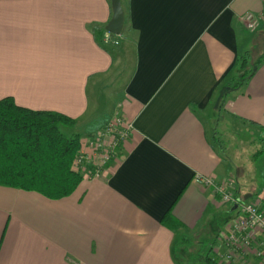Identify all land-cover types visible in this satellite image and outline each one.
I'll return each instance as SVG.
<instances>
[{
  "label": "crops",
  "instance_id": "obj_1",
  "mask_svg": "<svg viewBox=\"0 0 264 264\" xmlns=\"http://www.w3.org/2000/svg\"><path fill=\"white\" fill-rule=\"evenodd\" d=\"M121 4L114 45L97 34L111 0H0V98L75 119L65 134L80 141L117 112L131 124L103 174L81 178L66 197L0 185V264H179L193 241L207 264L236 213L195 173L232 180L241 199L264 209V163L257 191L238 180L264 155V53L244 84L225 90L218 114L203 115L245 48L264 44V20L252 32L241 21L264 14V0ZM126 65L122 89L108 96L111 75ZM222 123L236 131L239 152L220 151ZM167 213L177 227L163 222Z\"/></svg>",
  "mask_w": 264,
  "mask_h": 264
},
{
  "label": "trees",
  "instance_id": "obj_2",
  "mask_svg": "<svg viewBox=\"0 0 264 264\" xmlns=\"http://www.w3.org/2000/svg\"><path fill=\"white\" fill-rule=\"evenodd\" d=\"M97 34L98 38L115 37L105 28ZM249 55L246 51L238 57L231 89L244 84L252 75L253 68L247 67ZM262 58L261 55L255 64ZM74 124L75 119L59 112L22 107L10 96L0 98V185L35 191L50 199L73 193L82 178L72 169L80 136L66 135L61 127ZM163 222L178 225L169 213ZM205 254L207 264H215L209 252Z\"/></svg>",
  "mask_w": 264,
  "mask_h": 264
},
{
  "label": "built area",
  "instance_id": "obj_3",
  "mask_svg": "<svg viewBox=\"0 0 264 264\" xmlns=\"http://www.w3.org/2000/svg\"><path fill=\"white\" fill-rule=\"evenodd\" d=\"M263 20L264 14L254 12H248L241 18L245 29L251 32L258 30ZM114 36L111 41L116 45L119 35ZM130 131L131 124L120 113H115L80 141L72 169L85 179L100 177L117 158ZM192 181L209 190L220 203L235 207L236 216L225 224L220 234L221 247L213 250L211 260L215 264H264V209L260 204L241 199L234 192L232 180L219 181L195 173Z\"/></svg>",
  "mask_w": 264,
  "mask_h": 264
},
{
  "label": "rangeland",
  "instance_id": "obj_4",
  "mask_svg": "<svg viewBox=\"0 0 264 264\" xmlns=\"http://www.w3.org/2000/svg\"><path fill=\"white\" fill-rule=\"evenodd\" d=\"M130 35V34H129ZM131 37V35L129 36ZM260 38L263 39L264 41V32L262 35H260ZM245 51L249 52V60H248V68H253L255 66L256 60L264 53V44L262 43H255L252 42L245 50L240 54L243 55ZM128 65L122 66V69H116L115 72L111 75L110 80L108 81V86H107V95L108 96H117V94L120 92L122 89L125 79L128 75L127 68ZM117 72V73H116ZM232 86V81L230 83H226V85H222L220 87V92L218 95V98L213 103L212 109L208 110L206 114H203L205 118L209 116V114H218L220 107L222 106L223 103V95L225 93V90L231 89ZM222 113V112H221ZM224 114V113H223ZM218 137L220 138V141H218L219 146H220V151L223 152L225 155H231L236 152H239L240 148L238 149L239 145L235 142V137H236V131L232 130L228 127H226L225 123L219 124L218 126ZM72 126H62L61 129L64 133H68V131L72 130ZM222 131H221V130ZM211 131V130H210ZM210 134H212L210 132ZM215 134V133H214ZM257 148L261 147V142L256 141ZM230 145V146H229ZM229 146L231 149H229ZM244 147V146H242ZM238 149V150H237ZM246 159V158H245ZM263 163H264V155H261L259 157L255 158V161L253 162L252 167L250 168L249 172H247V175L240 176L238 178L239 182L241 185L244 184V180L247 181V185L250 188L251 193L255 192L258 190V187L261 184V175L263 172ZM246 168L247 166L244 165ZM244 168V167H242ZM245 169V168H244ZM243 187V186H242ZM205 250V246H202V244H198L197 242L193 241L190 243V246L186 249L187 252H185L184 260L178 257V260L180 261L179 264H204V262H201L200 256H203V251ZM183 260V261H182ZM186 261V262H184Z\"/></svg>",
  "mask_w": 264,
  "mask_h": 264
},
{
  "label": "water",
  "instance_id": "obj_5",
  "mask_svg": "<svg viewBox=\"0 0 264 264\" xmlns=\"http://www.w3.org/2000/svg\"><path fill=\"white\" fill-rule=\"evenodd\" d=\"M112 16L105 25V30L112 35H120L124 25V11L121 0H111Z\"/></svg>",
  "mask_w": 264,
  "mask_h": 264
}]
</instances>
